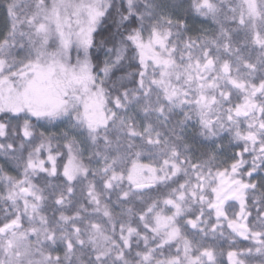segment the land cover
<instances>
[{"label": "snow or ice", "instance_id": "6c2138e0", "mask_svg": "<svg viewBox=\"0 0 264 264\" xmlns=\"http://www.w3.org/2000/svg\"><path fill=\"white\" fill-rule=\"evenodd\" d=\"M264 264V0H0V264Z\"/></svg>", "mask_w": 264, "mask_h": 264}, {"label": "trees", "instance_id": "16d2710c", "mask_svg": "<svg viewBox=\"0 0 264 264\" xmlns=\"http://www.w3.org/2000/svg\"><path fill=\"white\" fill-rule=\"evenodd\" d=\"M225 264H227L226 257H225Z\"/></svg>", "mask_w": 264, "mask_h": 264}]
</instances>
